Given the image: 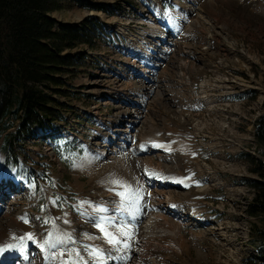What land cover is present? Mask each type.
Returning a JSON list of instances; mask_svg holds the SVG:
<instances>
[{
	"label": "rangeland",
	"instance_id": "1",
	"mask_svg": "<svg viewBox=\"0 0 264 264\" xmlns=\"http://www.w3.org/2000/svg\"><path fill=\"white\" fill-rule=\"evenodd\" d=\"M114 1L119 0H65L64 8L54 13L53 17L60 26L71 25L80 28L88 20L95 19L100 24H104V28L108 29L109 24H111L110 28L115 29L117 28L116 17L113 18V16L102 11H90L86 8L91 3L111 7ZM201 2L204 3L205 13L212 18H210V22H212L213 30L218 31L220 29L221 32L218 35L220 39H227L236 44V55L238 56L237 58H230L229 54L227 55L226 44L222 43L221 47L217 37L220 50L217 51L219 54L215 53V56L218 59L221 58V63L225 59L226 61L222 66L219 62L220 67L218 63L216 64L218 71L209 65L210 68L204 71L205 77H208L211 82L220 81L228 84L232 81H238L240 87L242 85L245 87L252 86L253 91L259 89L258 94L252 99L248 98V95L252 94L249 92L248 95L240 94L241 99H236V101H232L234 96L219 100L218 107L209 115V121H214L213 123L216 124L212 125L210 122L205 133L212 138L213 147L218 149L217 154L221 158H227L228 162L223 164L227 170H230V175L241 174L254 177L250 169L252 166L250 164L248 166L238 157L246 154L255 158L254 154H257L258 149L255 129L260 121V115L263 114L262 108L264 109V0H240L239 2L237 0H216L221 9L217 11L214 9L218 6L213 0L209 4H207L208 0ZM182 7H184L185 12L181 13L186 14V6ZM174 11L178 10L174 9ZM201 43L196 46L194 51H199L202 56L197 57L195 53V59L191 61L196 72L203 71L202 62L209 54L207 50L201 48ZM87 49L91 52H98L99 50L103 52L94 53L91 55L90 61L82 64L78 57L83 51H88ZM164 50H169V48L165 47ZM109 52V47L108 49L107 47L103 48L101 42L98 41L90 46H81L78 51L72 54L75 64L71 66V72L69 71V74L63 76V79L68 82L67 88L65 85L63 88L64 95L57 96L58 100L67 106L68 120L60 122L56 129L49 133L48 140L41 137L37 139L27 138L21 146H16L14 154H6L2 149L3 141H0V180L2 187L12 184L13 181L19 185L23 184L24 187L21 190L16 189L9 198L5 197L0 202L5 207L10 205L12 208L11 213L6 214L4 212L0 217V229L5 230L1 233L3 236L7 234L8 239L12 238L20 242L22 246L28 241L29 243L34 242L38 249L32 246L29 250L33 258L32 261L34 260L36 263L40 264L42 253L50 254L51 252L55 253V251L63 256H68V254L74 256L76 264L81 259L99 264L98 261L104 260L106 256H112L110 259L112 264L116 262L119 252L117 244L126 245V242L130 243L131 232L123 230L126 225L112 226L111 222L98 221L94 217L99 216L100 213H108L110 217L128 220L126 224L131 225L130 219H125L122 215L124 212L131 211L132 214L138 215L137 220L141 219L139 215L142 209H145L144 197L146 195L143 193L145 181L142 177L145 176L140 167L139 158L151 157L154 159L153 167H158L155 163L158 161L155 156L158 152L147 154V150H144V154L141 155L134 153L132 149L138 150L137 145L140 144L143 149H150L151 145L154 144L153 142H142L150 127L161 132L160 136H164L166 139H161L162 137L157 139V136L151 132L148 134L153 135L163 145H167L168 142L171 144L168 150L171 151L173 162L177 160L178 153L192 154L191 146L188 147L187 143L190 139L185 135L183 126L166 120V124H161L159 127V123L150 116L148 121L142 125L143 128L139 127L140 124L138 125L140 129L137 133V145H131L130 149L119 156V149L123 146L120 140L111 144L112 151L107 156H99V150L103 148L105 137L108 134L107 132L105 136L103 135L105 133L104 125L107 124L108 130L111 131L113 125L118 122L109 123L114 111L122 107L129 114H132L130 115L132 117V110L137 111L140 108L138 102L130 97L127 99V96L123 94H120L121 99L119 101H113L110 105L107 104L108 99L111 100V98H106L104 93L111 88L116 90L125 88L126 85L121 83V79L119 82H114V79L107 74V78L104 77L103 79L95 68H93L94 73L90 68L91 64L99 69L104 67L105 61L110 57ZM172 52L174 54L181 53L182 49L175 45ZM174 61L168 53L167 57L161 56V66L165 68L175 69ZM89 69L90 72H88ZM174 75L175 77L178 76L176 72ZM249 78H251L252 83ZM99 79L102 80L98 81ZM99 88L100 91H98ZM95 110H99L97 116H94ZM92 113L94 117L90 116ZM83 121L86 124L89 121V127L78 125L77 122ZM127 126L130 124L123 122L120 124L119 130L124 133ZM218 136H221V140L224 138V141L216 144L215 139H218ZM95 144L96 146H94ZM260 155L264 158L262 149ZM234 161L237 162L234 163ZM252 162L257 163L254 160ZM146 163L149 164V162ZM193 167L197 170L201 169L198 164H194ZM160 171H163L162 168ZM186 172L184 173L186 174ZM170 174L173 176L178 173L172 172ZM185 180L186 186L192 183L198 186L200 192L203 191L200 178L192 180L186 174ZM114 181H118L119 184L114 183ZM179 187L181 191L185 189L182 185ZM119 192H124L125 196L127 193L130 197H121L117 194ZM250 192L246 189L243 193L241 192L240 197V194L236 197L233 195L228 200L226 199L227 201H222L221 207L227 214L221 221L230 227L228 237H226L232 256L230 251L220 247L217 243L214 244L210 238L206 241H200V246L205 248L200 254L199 248L191 242V233L198 232V227L184 226V236L182 235L183 238L179 241L180 253H184V255L174 254L172 247H170V252L173 255L172 264H244L246 261L244 258L248 257L245 250L249 235L247 231L250 228L245 208L250 202ZM199 195L203 196L202 193ZM17 196L21 200L11 206L14 199L18 198ZM136 198L138 199V206L131 201V199L136 201ZM193 198L194 195L191 193L186 196V200ZM100 209H104V211ZM128 217H131V214ZM230 222L231 224H229ZM101 228L110 234H114L116 239L120 241L114 244L116 250L112 248V244L108 242V237L104 231H101ZM193 234L197 235L198 233ZM239 245L242 250L237 249ZM102 246L108 249L107 253L109 252V254L100 250ZM109 248H111V252ZM93 249L99 250V258L93 254ZM174 249L176 250V248ZM159 253L166 254V250H160ZM127 254L124 253L119 256L126 260ZM17 255L18 257L12 258L9 264L21 263L19 261L21 256ZM230 256L231 258H229ZM128 258L135 262V257L130 256ZM44 263H47L46 260Z\"/></svg>",
	"mask_w": 264,
	"mask_h": 264
},
{
	"label": "bare ground",
	"instance_id": "2",
	"mask_svg": "<svg viewBox=\"0 0 264 264\" xmlns=\"http://www.w3.org/2000/svg\"><path fill=\"white\" fill-rule=\"evenodd\" d=\"M201 1L202 0H121L112 3L116 7V10L111 16H113V18L116 17L117 23H114L117 24V28L111 29L109 27L106 32H103V34H105L104 38L107 41L104 47H107V49L109 47L110 57L105 61L104 67L99 69L93 66L91 71L93 72V68H95L96 72L100 73L103 79L107 74L114 79V82H119V79H121V83H125V88H120L119 90L111 88L107 90L106 96L111 98V100L107 101L108 105L112 104L113 101H119L121 99L120 94H123L127 96V99L130 97L138 102L140 109L137 111L132 110V117H130L132 114H129V112L122 107L114 111L113 116L109 119V123L114 124V122H118L113 125L112 130L109 132V136L105 137V143L103 148L99 150V156H107L109 152L112 151L111 144L114 142L117 143L120 140L123 146L119 149V156L130 149L131 145H137V133H139L140 128H143L142 125L148 121L150 116L153 117L155 122L159 123V127L167 119L171 122L181 123L187 128L192 152L191 160L187 155L189 162H186L184 158L186 156H184L179 161V164L175 165L177 170L171 171L170 173L174 172L178 174L173 176L170 173L166 176L157 175L156 171H160V168L153 167V158H139L140 167L143 169L142 172L145 177L150 180L151 184L157 183L156 188L159 192L156 197L158 206L162 210L161 214H156V208L152 205L149 206L150 215L147 219H144L140 225L139 220H137L138 215L136 213L132 214L131 211L122 214L125 219H130L129 222L131 221V225L126 224L128 220H120V217H110L108 213H100L99 216L94 217L98 221L106 223L111 222L112 226L126 225L123 230L131 232L130 243L126 242L127 246L124 244L121 245L122 243L119 245L117 244L119 252L117 253L118 255L114 264H172L171 259H173V255L170 252V247H172L174 254L179 253L181 256L184 255V253H180L181 249L179 248L181 246L179 241L183 238L181 229L174 226L172 223H170L169 228H162L168 221L162 217V215L167 217L169 213L166 211L174 207L171 200L167 203L163 201V196H168L171 199L179 201L184 200L185 202L188 192L172 193L173 190H166L165 188L167 187L168 189L173 185L185 184L186 174L183 168H186L188 165L192 164L194 166V164H198L199 167L201 166L199 170L195 168L197 172L196 177L208 180L207 197L211 200V203L206 204L198 202L197 207L202 213L201 216L210 222V225L206 229L198 228V232L204 235L203 241L209 240L210 238L214 244L217 243L220 247L230 251L231 256L232 252L230 250V245L227 244L230 227L226 226L227 224L221 221L227 214L221 207V193L224 191V197L228 200L229 197L231 198L233 195L236 197L240 194V197L242 195L241 192L243 193L246 189L251 191L250 202H248L245 208L247 215L249 206L255 197V191L251 187L241 183L244 178L248 177L241 174L230 175V170H227L223 164L224 162H228L227 158H221V156L217 154L218 149L213 147L212 143L214 142H212V138L205 133V130L209 127L208 124L211 122L209 121V115L218 107L219 100L230 96H240V94L248 95L249 92H253V87H245L243 85L240 87L238 81L230 82L232 85H228L230 83H221L220 81L211 82L208 77H205L204 71L210 68L209 65H212V69L216 70V64L218 63L219 66V62L221 63V58L218 59L217 56H215V53L219 54L217 51L220 50L217 37L221 30H213L212 22H210L211 17L205 13V7H203L204 3ZM208 1L207 4L212 3L211 0ZM182 6H186V14L181 13L185 12ZM174 9H177L180 13L174 11ZM167 24H170L172 28L167 29L169 27ZM102 38L103 37H99L98 39L101 40ZM219 41L221 47L222 43L226 44L227 55L229 54L230 58L238 57L236 55V44L234 42H229L227 39L220 38ZM200 43L202 44L201 48L207 50L209 54L202 62L203 71L196 72L191 61L195 59V53L197 57L202 56L199 51H194L196 46H199ZM175 45L181 47V53L174 54L172 52V48L175 47ZM165 47H168L169 50L165 51ZM101 52L103 51H85L86 63L91 60V55ZM167 53L175 60L173 63L175 69L161 66V56L165 55L167 57ZM225 61L221 63V66ZM216 71H218V67ZM174 72L177 73V77H175ZM249 79L252 83L251 78ZM101 80L102 79H99L98 81ZM97 114H99V110L94 111V116H97ZM261 116L262 114L260 117ZM123 122H128L130 124V126H127V130H125L124 133L122 130H119V126ZM213 122L214 121L210 124H216ZM149 123L152 124L153 122ZM139 124L140 128H138ZM78 125L84 124L78 123ZM153 130L154 127H150L142 140V142H153L154 144L151 145V149H143L140 144L137 145L139 147L138 150L132 149L134 153L142 155L144 154V150H147V154L159 150L164 153L169 151L168 148L171 146L169 142L167 145H163L155 139L153 135L148 134L149 132H154ZM103 135L105 136L106 133ZM164 139L166 138L164 137ZM223 141L224 138L221 140V136L215 139L216 144ZM126 144L130 146L127 147L128 145ZM94 146H96V144ZM169 152V156L161 154L159 157L160 161H172L171 151ZM193 157H195V160H193ZM254 157L259 158L257 154H254ZM146 162H149V164ZM236 162L237 161H234V163ZM22 188H24L23 184L19 185L17 182L3 187V189H6L4 191L0 187V201H3L5 197L9 198L16 189L21 190ZM143 193L147 195L145 185ZM125 197L129 198L130 196L126 193ZM20 200V197L15 198L11 206L15 205ZM144 200V203H146V196ZM131 201L138 206L137 198L136 201L134 199H131ZM154 201H156L155 198L151 199V202ZM169 206H171V208ZM11 209L10 205L5 207L0 203V217L4 212L6 214L11 213ZM126 213H130L131 217H128L130 214ZM142 215L143 213L141 212L139 218L141 216L142 219ZM171 217L184 226L194 228V224L186 211H182ZM248 219L250 221L249 217ZM160 220L164 221L159 222ZM218 228H220V230H218ZM2 231L5 230L0 229V264H9L12 258L18 257L17 254L21 256L19 260L21 263L17 264H39L34 262V260L32 261L33 258L29 250L32 246L38 249V246H36L34 242L29 243L28 241L22 246L20 242L12 238L8 239L9 237L7 234L3 236L1 233ZM247 232L249 233L247 238L248 241L251 232L250 228ZM191 240V242L199 248L200 254H202V250L204 249H200L202 247L200 246L198 236L192 234ZM112 246L111 247L116 250V245L112 244ZM173 247L176 248V250ZM237 249L242 250L240 245ZM100 250L105 252V254H109L105 246H102ZM160 250H166V254L159 253ZM109 251H112L111 248H109ZM135 251L137 252L135 253ZM245 252L247 251L245 250ZM124 253H128V257H135V262L132 259L129 260L128 257L125 260L122 256H119ZM42 254V258L40 257V264H76V258L74 256H69V254L68 256H63L56 251L55 253H48L49 255ZM231 256L229 258H231ZM111 258L112 256H106L104 260L98 261V263L112 264ZM43 259L46 260L47 263H44ZM81 260H78L80 261L78 264H94L85 259Z\"/></svg>",
	"mask_w": 264,
	"mask_h": 264
},
{
	"label": "trees",
	"instance_id": "3",
	"mask_svg": "<svg viewBox=\"0 0 264 264\" xmlns=\"http://www.w3.org/2000/svg\"><path fill=\"white\" fill-rule=\"evenodd\" d=\"M64 1L0 0V141L6 154H14L27 138L51 133L63 118L67 106L57 96L67 88L63 76L75 64L72 54L81 46L93 45L95 31L101 28L95 19L80 28L60 26L53 14L64 8ZM86 8L113 14V5L91 3ZM259 120L255 136L264 153V114ZM251 172L261 179L250 182L256 189L248 210L256 219L251 242L264 257V161L252 162Z\"/></svg>",
	"mask_w": 264,
	"mask_h": 264
},
{
	"label": "snow or ice",
	"instance_id": "4",
	"mask_svg": "<svg viewBox=\"0 0 264 264\" xmlns=\"http://www.w3.org/2000/svg\"><path fill=\"white\" fill-rule=\"evenodd\" d=\"M114 183L119 184L118 181H114ZM117 194L120 195L121 197H124L125 196V193L124 192H119ZM100 210L101 211H104V209H100ZM97 226L100 227L99 225H97ZM101 231H104L105 232V235L108 237V242L110 244H116V243H119L120 242L118 239H116V237L113 234H110V233L106 232L104 228H101ZM29 238H31V237H29ZM93 254L96 255L98 258L100 256V252L97 249H93Z\"/></svg>",
	"mask_w": 264,
	"mask_h": 264
},
{
	"label": "built area",
	"instance_id": "5",
	"mask_svg": "<svg viewBox=\"0 0 264 264\" xmlns=\"http://www.w3.org/2000/svg\"><path fill=\"white\" fill-rule=\"evenodd\" d=\"M238 2L240 1V0H237Z\"/></svg>",
	"mask_w": 264,
	"mask_h": 264
}]
</instances>
